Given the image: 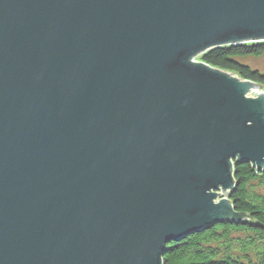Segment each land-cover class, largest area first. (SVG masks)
I'll list each match as a JSON object with an SVG mask.
<instances>
[{
	"label": "water",
	"instance_id": "95a60500",
	"mask_svg": "<svg viewBox=\"0 0 264 264\" xmlns=\"http://www.w3.org/2000/svg\"><path fill=\"white\" fill-rule=\"evenodd\" d=\"M261 41L264 0H0V264H162L240 219L264 89L192 59Z\"/></svg>",
	"mask_w": 264,
	"mask_h": 264
},
{
	"label": "trees",
	"instance_id": "16d2710c",
	"mask_svg": "<svg viewBox=\"0 0 264 264\" xmlns=\"http://www.w3.org/2000/svg\"><path fill=\"white\" fill-rule=\"evenodd\" d=\"M264 54V41L217 47L199 57L212 67L231 71L264 87V72L241 60ZM234 186L228 193L234 213L221 221L166 244L162 264H264V169L233 160Z\"/></svg>",
	"mask_w": 264,
	"mask_h": 264
},
{
	"label": "rangeland",
	"instance_id": "374dc122",
	"mask_svg": "<svg viewBox=\"0 0 264 264\" xmlns=\"http://www.w3.org/2000/svg\"><path fill=\"white\" fill-rule=\"evenodd\" d=\"M199 57L200 56H195V57H193V59H192V61H201L200 59H199ZM244 64H246L250 69H252V70H256V71H259V72H261V73H263L264 72V54H262V55H260V56H257V57H247V58H245V59H242L241 60ZM225 72H229V73H231L232 75H234V76H237V77H239L237 74H235V73H233V72H231V71H226V70H224ZM230 74V75H231ZM240 78V77H239ZM242 79V78H241ZM263 89H264V87H263ZM218 193H221V191H219ZM222 194H223V192H222ZM222 196V195H221ZM221 196L219 195V197L218 198H221Z\"/></svg>",
	"mask_w": 264,
	"mask_h": 264
},
{
	"label": "bare ground",
	"instance_id": "6f19581e",
	"mask_svg": "<svg viewBox=\"0 0 264 264\" xmlns=\"http://www.w3.org/2000/svg\"><path fill=\"white\" fill-rule=\"evenodd\" d=\"M229 46H232V45H229ZM249 81H251V80H249ZM253 82V81H252Z\"/></svg>",
	"mask_w": 264,
	"mask_h": 264
}]
</instances>
